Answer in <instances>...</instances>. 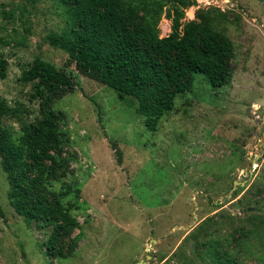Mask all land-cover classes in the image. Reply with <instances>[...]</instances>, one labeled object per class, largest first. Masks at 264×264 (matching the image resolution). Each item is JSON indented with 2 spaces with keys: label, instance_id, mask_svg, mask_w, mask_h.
Segmentation results:
<instances>
[{
  "label": "rangeland",
  "instance_id": "obj_1",
  "mask_svg": "<svg viewBox=\"0 0 264 264\" xmlns=\"http://www.w3.org/2000/svg\"><path fill=\"white\" fill-rule=\"evenodd\" d=\"M212 7L232 20L224 28L235 45L233 78L214 88L196 74L152 132L135 100L82 75L50 43L72 26L57 0H0L8 62L0 99L22 121L38 116L20 81L36 57L77 82L55 109L67 115L61 130L78 156L68 178L77 191L64 203L76 205L74 236L82 235L69 259L48 256L49 229L14 210L0 164V264H264V0H197L184 22ZM160 30L167 36L171 21L163 17ZM19 122L5 120L15 131Z\"/></svg>",
  "mask_w": 264,
  "mask_h": 264
},
{
  "label": "trees",
  "instance_id": "obj_2",
  "mask_svg": "<svg viewBox=\"0 0 264 264\" xmlns=\"http://www.w3.org/2000/svg\"><path fill=\"white\" fill-rule=\"evenodd\" d=\"M34 1V0H19ZM72 26L49 36L50 43L69 54L84 76L114 90L124 101L132 98L148 130L156 132L175 107L176 98L194 89L201 74L214 88L234 75L235 45L226 35L232 20L218 8L199 9L184 22L186 9L197 0H57ZM171 21V32L161 36L160 22ZM8 62L0 55V78ZM31 86L30 101L38 102V116L22 121L18 109L0 99V164L14 210L39 228L49 229L44 246L51 258L66 260L82 235L73 216L75 193L72 163L78 156L67 149L69 137L61 130L67 115L55 104L77 89L66 68L36 57L21 74ZM19 120L15 131L5 120Z\"/></svg>",
  "mask_w": 264,
  "mask_h": 264
},
{
  "label": "bare ground",
  "instance_id": "obj_3",
  "mask_svg": "<svg viewBox=\"0 0 264 264\" xmlns=\"http://www.w3.org/2000/svg\"><path fill=\"white\" fill-rule=\"evenodd\" d=\"M200 1H202V2H203V1H206V0H200ZM204 3H205V2H204ZM206 3H207V2H206ZM208 3H209V2H208ZM189 15H190V14H189ZM143 264H145V263L143 262Z\"/></svg>",
  "mask_w": 264,
  "mask_h": 264
}]
</instances>
